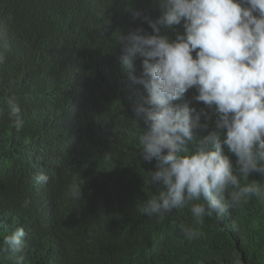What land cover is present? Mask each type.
Here are the masks:
<instances>
[{
    "label": "trees",
    "instance_id": "obj_1",
    "mask_svg": "<svg viewBox=\"0 0 264 264\" xmlns=\"http://www.w3.org/2000/svg\"><path fill=\"white\" fill-rule=\"evenodd\" d=\"M94 1L0 0L7 38L0 48L6 57L0 65V248L5 235L23 226L24 264H264V202L255 197L222 219L213 214L194 225L200 235L192 240L181 232V225L193 226L189 207L163 219L137 211L158 190L148 175L155 160L139 157L142 129L133 121L141 86L122 70L119 56L101 61L82 48L96 24L109 28L112 41L138 27L152 30L146 17L157 18L160 3ZM176 27L182 31L183 21ZM194 94L191 89L178 102ZM10 95L25 120L19 132L3 102ZM208 123V130L195 131V141L212 130ZM41 171L50 176L47 184L32 179ZM250 179L264 183L259 174ZM76 184L83 193L78 200L69 191ZM0 264H16L15 255L0 252Z\"/></svg>",
    "mask_w": 264,
    "mask_h": 264
},
{
    "label": "clouds",
    "instance_id": "obj_2",
    "mask_svg": "<svg viewBox=\"0 0 264 264\" xmlns=\"http://www.w3.org/2000/svg\"><path fill=\"white\" fill-rule=\"evenodd\" d=\"M159 3L161 14L146 17L152 30L138 27L112 41L109 28L96 24L82 52L101 61L119 56L122 70L141 86L135 89L133 121L142 129L139 157L155 160L148 175L158 190L136 208L141 215L163 219L189 207L193 226L181 225V232L192 240L200 235L194 225L206 217L222 219L252 197L264 202V183L250 179L264 177V0ZM139 16L136 12L134 19ZM182 21L181 31L176 26ZM6 47V29L0 26V48ZM5 61L0 52V65ZM136 68L142 69L139 75ZM191 89L192 99L179 103ZM193 101L203 107L192 106ZM3 102L10 107L12 126L21 131L25 120L15 96ZM208 122L212 130L195 141V131L208 130ZM47 166L56 173L55 165ZM32 179L47 184L50 176L41 171ZM69 191L73 199L83 196L79 184ZM29 204L26 200L22 206ZM26 236L23 226L15 228L4 236L0 252L24 264Z\"/></svg>",
    "mask_w": 264,
    "mask_h": 264
},
{
    "label": "bare ground",
    "instance_id": "obj_3",
    "mask_svg": "<svg viewBox=\"0 0 264 264\" xmlns=\"http://www.w3.org/2000/svg\"><path fill=\"white\" fill-rule=\"evenodd\" d=\"M99 1H100V0H95L94 3H95V4H98ZM79 33H80L81 35H86L85 32L82 31V30H79ZM141 71H142V70H141ZM140 73H141V72H140Z\"/></svg>",
    "mask_w": 264,
    "mask_h": 264
}]
</instances>
